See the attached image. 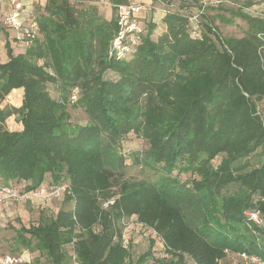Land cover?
Instances as JSON below:
<instances>
[{
    "label": "trees",
    "instance_id": "1",
    "mask_svg": "<svg viewBox=\"0 0 264 264\" xmlns=\"http://www.w3.org/2000/svg\"><path fill=\"white\" fill-rule=\"evenodd\" d=\"M96 2L35 6V36L22 52L1 35L0 186L67 188L51 196L64 205L54 214L39 210L35 223L12 227L10 251L37 252L47 264H127L123 228L133 218L165 254L154 255L152 240L139 264L146 256L222 264L228 254L264 263V14L246 11L258 1L167 0L160 26L140 19L123 59L109 49L115 6L129 2L110 0L109 20ZM231 26L240 34L229 35ZM14 90L22 91L18 106L7 102ZM76 110L85 123L71 121ZM130 134L147 144L133 160L154 179L122 178ZM117 150L108 164L105 151ZM186 192L204 205L200 225L172 198Z\"/></svg>",
    "mask_w": 264,
    "mask_h": 264
},
{
    "label": "rangeland",
    "instance_id": "2",
    "mask_svg": "<svg viewBox=\"0 0 264 264\" xmlns=\"http://www.w3.org/2000/svg\"><path fill=\"white\" fill-rule=\"evenodd\" d=\"M203 4L206 6H216L218 3L221 2V5L223 6H229L234 7L237 5H241L244 0H238V4L233 3L234 0H203ZM258 1V3L246 11L250 14H264V0H255ZM42 1L38 0L37 2H34L33 7L40 5ZM156 2V3H155ZM155 6L150 5L151 10H149L150 14L154 17H160L164 14V11L166 9V3L167 0H155ZM132 4L141 5L138 3L130 2ZM99 6V5H98ZM104 9V7H107V10H110L111 3H103L101 6H99ZM144 9H142L141 13L139 14L140 18L143 17ZM102 13V12H101ZM108 13V12H107ZM214 12L210 11L209 14H213ZM103 15V13H102ZM104 16V15H103ZM240 25H243L240 21L237 22ZM229 35H239V29L235 26H231L225 29ZM20 34H18L19 36ZM5 39L10 41L11 47L13 52L16 54L18 51V48L20 49L22 44V41L16 37V34L14 33H8L4 35ZM22 37V36H19ZM4 46H0V54H2V51H4ZM4 60V59H3ZM2 61V60H1ZM107 77L113 78L112 76L108 75ZM18 92H15L14 95L9 96V101L11 104L18 106L20 103V95ZM7 101V102H9ZM264 115V111H263ZM71 121L83 124L85 123V117L84 114L80 110H76L72 112L71 114ZM8 126L9 128L15 129L17 126L15 124V121L13 118H10L8 120ZM123 148L121 149L122 157L124 158V165H125V172L122 176L123 179H136V180H142V179H149L152 180L155 178V175H150L149 172L145 169H141L139 166L134 163V156L133 154H139L140 157L143 155V151L147 149V144L145 141H143L140 138H137L133 134H130V136L125 139V141L122 144ZM118 151V150H117ZM117 153L105 151L104 155L106 158V161L108 164H113L115 162V159L117 157ZM175 174V173H174ZM182 180H186V175H181L179 177ZM46 180L49 181V178ZM24 186L25 183H15L13 185V188L20 196L18 198V201L13 199H6L8 200V203L6 206L3 205V202L6 200H3L2 203H0V211L3 212V214L0 216V251L4 253H11L14 257L22 259V256L18 253L16 254L13 251H10L12 247L11 245L14 244L12 240V236L14 235V231L12 230V227L19 228L20 225L29 226L32 223H35L39 210H45L50 214H54L59 208H62L63 202H60V199H54L51 196L49 197V186L45 183L43 184V187L37 189V191L34 192H24ZM51 187V186H50ZM40 190H43V194L39 195L38 192ZM113 190L116 192L117 187H114ZM33 193L37 195H33ZM31 194V195H30ZM26 195V196H24ZM27 195H29L27 197ZM27 197V198H25ZM172 198L174 201H177L179 204L182 205L183 210L185 212L187 221L192 225H200L201 220V214L204 211V205L195 197L190 195L188 192L175 196L172 195ZM19 202H23V205H18ZM18 205V206H17ZM10 208V211L13 213L11 215L8 214L7 209ZM14 209H20L23 210L24 214L26 213V216L24 215L17 216V218L14 216ZM14 224V225H13ZM123 244L126 247H129L130 251V263L127 262V264H139L137 261L141 256H145V254L150 250V241L154 240V246L152 248V252L156 257H162L165 256L162 251V243L160 240L154 235L153 232L150 230L145 229L140 224L136 223L135 219L131 218L125 221L124 228H123ZM11 255V256H12ZM37 257V258H36ZM36 259L38 262L36 263ZM29 261L30 264H47L46 259L44 257H38V253L35 252L31 255H29ZM23 261L21 262V264ZM144 264H154L153 260H150L149 256H146V262ZM222 264H258L251 260L248 261L245 258H241L238 254H228L226 258L222 261Z\"/></svg>",
    "mask_w": 264,
    "mask_h": 264
},
{
    "label": "built area",
    "instance_id": "3",
    "mask_svg": "<svg viewBox=\"0 0 264 264\" xmlns=\"http://www.w3.org/2000/svg\"><path fill=\"white\" fill-rule=\"evenodd\" d=\"M27 0H0V5L4 2L9 3L10 9L3 13L0 11V38L3 30L11 31L16 34L15 38L22 41L24 46H27L30 41L35 36L36 24L34 22H28V17H26L25 2ZM143 9L142 5L137 4H121L115 6V16L117 23V32L111 41L109 55L115 57L116 59H123L128 54L134 51V47L137 43L138 35L142 32L140 26V16ZM26 17V18H25ZM195 17H192L194 19ZM18 34H20L19 37ZM66 186H59L49 189V196L60 197L66 192ZM43 190L38 192L39 195L43 194ZM31 195V194H30ZM33 195H37L33 193ZM26 196V195H24ZM29 195H27L28 197ZM20 196L12 187H1L0 186V203L6 199H13L18 201ZM25 197V198H27ZM252 219L258 222L257 216L255 214H249ZM245 258L251 262L254 261L258 264H264L259 261L256 257H247L241 254V258ZM22 259L3 255L0 253V264H21ZM24 262V261H23Z\"/></svg>",
    "mask_w": 264,
    "mask_h": 264
},
{
    "label": "crops",
    "instance_id": "4",
    "mask_svg": "<svg viewBox=\"0 0 264 264\" xmlns=\"http://www.w3.org/2000/svg\"><path fill=\"white\" fill-rule=\"evenodd\" d=\"M38 0H27L26 2H25V8H26V17H28V15H31L32 13H33V11H34V7H33V4H34V2H37ZM40 1H44V0H40ZM110 0H97V2H96V5H99V6H101V4H103V3H110L109 2ZM129 3L130 2H132V0H127ZM133 2H135V3H138V4H141L142 6H143V9H144V12H143V17H142V20L143 21H149V20H151V21H153L154 23H156V24H158L159 26L161 25L160 23H161V20H162V18H163V15L162 16H160V17H154L153 15H151L150 14V12H149V10H151V8H150V5L152 4L153 6L152 7H154L155 6V0H133ZM155 2V3H154ZM9 9H10V5H9V3H7V2H4V3H2L1 5H0V11L2 12V14L3 13H6V11H9ZM99 9H100V11L103 13V15H104V18L105 19H107V20H109V19H111V17H112V15H113V11H112V8H110V10H107V7H104V9L103 8H101V7H99ZM164 11V10H163ZM108 12V13H107ZM0 16H1V14H0ZM25 17V18H26ZM9 32V34L10 33H12L11 31H8ZM8 34V33H7ZM2 35L4 36V35H6V33H5V31H3V33H2ZM2 36V37H3ZM3 49V48H2ZM4 50V49H3ZM24 50V48H23V45H21V47H20V49L18 48V51L16 52V53H19V52H22ZM14 53V52H13ZM15 54V53H14ZM5 51H2V54H0V62H2V61H4L5 60ZM4 59V60H3ZM2 60V61H1ZM15 92H18L19 94H17L18 96L20 95V98H21V94H22V91L21 90H14L13 92H12V94H10L9 96H11V95H14L15 94ZM7 101H9V97H8V100ZM8 203V200H6V201H4L3 202V205L4 206H6V204ZM9 204V203H8ZM18 205H20V206H22L23 205V202H19L18 203ZM17 205V206H18ZM7 209H9L7 212H8V214L7 215H11V214H13L11 211H10V208H7L6 207V209H5V211L7 210ZM14 216L17 218V216L19 215V216H21V215H24V217L26 216V213L24 214V212H23V210H20V209H14ZM3 214V212H1L0 211V216ZM18 214V215H17ZM14 225V224H13ZM20 255H23L22 256V258L24 259H26V261H29V255L27 254L26 255V251H22L21 252V254Z\"/></svg>",
    "mask_w": 264,
    "mask_h": 264
}]
</instances>
